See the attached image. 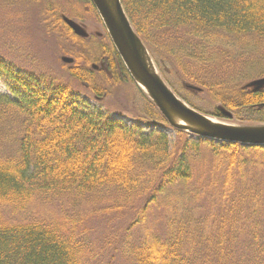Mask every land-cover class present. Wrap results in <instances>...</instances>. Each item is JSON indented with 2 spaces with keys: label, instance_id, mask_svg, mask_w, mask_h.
<instances>
[{
  "label": "trees",
  "instance_id": "trees-1",
  "mask_svg": "<svg viewBox=\"0 0 264 264\" xmlns=\"http://www.w3.org/2000/svg\"><path fill=\"white\" fill-rule=\"evenodd\" d=\"M83 1L95 10L90 0ZM121 3L150 55L173 58L170 60L191 83L212 94L220 104L213 116L233 120L232 112L261 110L264 88L231 90L222 83L200 79L193 71L195 64L208 61V50L264 44V0ZM41 17L47 34L60 33L78 47L96 45L89 54L72 50L76 63L69 69L72 78L95 94L102 96L103 90L93 63L105 60L110 82H118L120 74L131 77L110 40L75 35L56 3L46 0ZM0 80L8 84L13 96L0 93V264H92L97 254L88 218L112 195L115 205L108 208L114 210L144 201L132 224L144 228V235L128 249L132 264H264V243L259 240L263 221L251 233V256L245 259L237 257L233 228L237 209L245 207L240 205L249 204L251 211L264 210V201L251 194L250 186V174H259L264 168V146L208 140L195 143L189 133L179 130H175L176 144L171 145L162 132L146 134L108 114L81 110L72 101L68 86L20 71L1 58ZM143 94L151 106L152 122L168 124ZM201 145L210 149L215 169L222 173V191L217 195L221 209L209 215L210 222L193 212L183 219L179 212L181 200L194 203L201 194L186 187L193 179L190 161L199 156ZM180 185L185 187L180 196L170 193ZM160 202L169 214L165 237L147 227L148 211ZM49 207L62 210L46 211Z\"/></svg>",
  "mask_w": 264,
  "mask_h": 264
},
{
  "label": "rangeland",
  "instance_id": "rangeland-1",
  "mask_svg": "<svg viewBox=\"0 0 264 264\" xmlns=\"http://www.w3.org/2000/svg\"><path fill=\"white\" fill-rule=\"evenodd\" d=\"M49 2L53 5L56 3L62 18L75 21L87 33L86 39L110 40L95 7L93 10L83 0H49ZM45 4L46 0H0V58L14 65L20 71L44 76L53 79L56 84L68 86L74 97L72 101L83 111L108 114L114 121L133 128L139 127L146 134L155 131L162 132L168 136L171 145L176 144V131L169 124L152 122L148 112L151 106L144 97V91L131 77L125 78L124 75L120 74L118 82L108 81L111 74L107 69L105 60L93 63L96 67H93L95 72L99 74L97 75V84L103 90L102 96L95 94L88 85L78 82L70 76L69 69L76 63L75 57L70 52L77 49L89 54L95 50L96 45L83 43L78 47L69 42L67 38L64 40L60 33H56L55 36L47 34L43 28L41 17ZM61 36L62 38H60ZM185 40L183 39L181 42ZM248 48H228L225 46L221 49L208 50V61L203 64H195L194 75L207 82L222 83L224 87L231 90L245 87L254 80L264 78V44L257 47L248 46ZM62 57L73 59V63L63 62ZM150 57L158 74L171 90L180 99H182L181 97L188 99L197 109L202 110L206 116L214 121L239 127L264 126V107L261 110L247 109L232 112L233 120L219 119L213 116L212 114L216 112V108L220 104L213 99L209 91L204 90L192 94L187 91L189 89L186 88V85L189 84L200 89L203 87L191 83L181 72V68H178L170 60L173 58H169L166 54H164V58L161 57L160 59L153 55ZM247 89L251 90L252 88ZM0 93L13 99L8 84L3 83L2 80H0ZM190 139L195 143L204 140L191 134ZM208 141L213 142L212 140ZM214 142L221 143L219 141ZM178 143L181 144V141ZM190 162L193 168V179L186 187L191 190L197 189L201 194L197 196V201L194 203L189 201L184 204L181 200L179 204L182 206L179 208V212L184 217L183 219L188 218V214L193 212L197 217L205 220L209 218V215L221 209L217 205L219 204L217 195L222 191V173H218L215 169V160L210 149L204 145L200 146L199 156L192 158ZM250 177L253 179L250 182L251 194L254 197L258 196L259 201L260 199L264 201V168L259 174L251 173ZM183 186L172 188L170 193L180 196L178 194L183 193L185 188ZM142 202L144 203L141 199L134 205L120 210L109 209L108 207L115 205L114 195H112L111 198L97 205L96 212L88 218L87 222L97 254L92 264H108L110 261H113L114 264H132L128 249L144 235L142 225L132 226ZM238 204L235 206L237 207ZM183 205L184 208H182ZM240 206L245 207L244 209H237L238 217L235 214L236 218L234 217L233 221L235 227L233 228L237 232V257L242 256L245 259L251 256L249 241L252 240L251 233L255 231L259 220L263 221L260 224L261 239L259 240L264 243V214L260 212L264 210L251 211L249 204ZM97 208L105 210L98 211ZM56 210L62 209L46 208V211L57 213ZM39 212L41 213V211ZM147 216L149 230L161 237L168 235L169 214L161 202L154 205L148 211ZM208 220L210 222L211 219ZM204 223L207 224L205 221Z\"/></svg>",
  "mask_w": 264,
  "mask_h": 264
},
{
  "label": "water",
  "instance_id": "water-1",
  "mask_svg": "<svg viewBox=\"0 0 264 264\" xmlns=\"http://www.w3.org/2000/svg\"><path fill=\"white\" fill-rule=\"evenodd\" d=\"M99 14L113 47L131 78L145 92L158 111L174 130L184 131L204 140L235 143L244 146H264V126H230L219 123L190 107L180 99L158 74L149 52L133 29L121 0H90ZM65 23L81 38L87 33L73 20ZM65 63L73 59L62 57ZM94 68H96L94 66ZM246 88L255 91L264 88V78L250 82ZM193 92L202 89L186 85ZM260 105L259 108H263Z\"/></svg>",
  "mask_w": 264,
  "mask_h": 264
}]
</instances>
